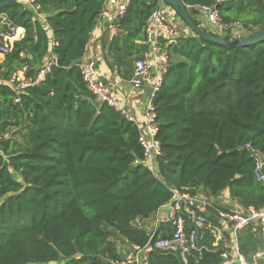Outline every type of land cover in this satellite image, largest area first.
I'll return each instance as SVG.
<instances>
[{"label":"trees","instance_id":"trees-1","mask_svg":"<svg viewBox=\"0 0 264 264\" xmlns=\"http://www.w3.org/2000/svg\"><path fill=\"white\" fill-rule=\"evenodd\" d=\"M181 1L198 26L194 6L216 7L247 36L264 28L262 0ZM105 3L35 0L33 11L15 1L0 10L12 28L24 30L0 63V134L6 135L0 264H121L129 245L146 247V264H182L178 254L153 247L170 237L167 224L151 237L136 222L151 219L172 190L188 187L213 198L227 190L245 209L264 207L255 157L245 148L264 155V41L229 49L193 35L166 45L168 63L153 100L161 155L151 168L141 163L137 127L96 103L77 66ZM159 6L160 0H130L118 21L103 61L122 80L145 58L149 47L136 41H145L146 19ZM49 53L57 65L38 85L18 93L7 83L18 71L33 79ZM235 240L249 264H264L256 227ZM212 242L209 234L200 240L208 251ZM189 264L212 259L202 253Z\"/></svg>","mask_w":264,"mask_h":264},{"label":"built area","instance_id":"built-area-1","mask_svg":"<svg viewBox=\"0 0 264 264\" xmlns=\"http://www.w3.org/2000/svg\"><path fill=\"white\" fill-rule=\"evenodd\" d=\"M25 5H32L35 0H16ZM264 1V0H262ZM130 0H125L120 4L112 14L108 29L116 31L118 21L125 15ZM164 4V3H163ZM165 5V4H164ZM169 8V7H168ZM173 13V18L169 12L159 7L151 12L145 22V43L152 53V57L145 56L144 59L138 60L134 64V70L130 78V84L135 89L148 88V99L143 111L144 123L139 126L137 120L130 115L125 108L114 100L113 93L106 85L96 76V65L92 60L79 62L77 64L82 80L99 105L106 104L121 113L128 121L133 123L139 132L138 141L143 149V159L141 163L153 168L161 155V145L157 139V114L153 100L162 85V78L168 63V52L166 45L176 43L180 37L193 36L187 27L181 22L178 16ZM193 10L201 13L207 20V25L215 30L214 35L223 37L229 36V40H235L247 34L246 29L240 22H224L219 15L216 7L194 6ZM177 19L180 21L178 22ZM6 26L7 30H0V55L8 54L14 41V28H12L5 17L0 15V27ZM163 41H165L163 43ZM57 65V59L51 55L37 71L33 79H27L24 75L14 74L7 83L11 85L18 93H21L29 87H34L42 82L51 72V69ZM18 99L15 100L17 102ZM6 135L0 134V141L5 139ZM255 157V166L253 176L264 188V155L254 150L250 144L245 147ZM260 156V159H258ZM139 162L137 161L136 164ZM161 209L167 211V215L161 220V223L167 224L171 230V235L165 239H159L153 243V247L158 250L176 253L182 264H189L190 260H198L202 256V250L208 251L200 244V240L205 234L213 238L211 244L214 251L219 254L218 264H249L246 258L238 251L237 245L234 248L231 245H225L219 249V244L223 241L222 228L214 224L205 214L206 209H210L215 215L218 223L228 226L235 238L237 233L244 228L254 226L264 237V207L249 208L241 211L223 210L209 203L205 198L200 196L188 187L180 190L171 191V199L165 203ZM141 219H137L140 224ZM139 222V223H138ZM143 247L138 245H129L128 253L121 264H138L140 253Z\"/></svg>","mask_w":264,"mask_h":264},{"label":"crops","instance_id":"crops-1","mask_svg":"<svg viewBox=\"0 0 264 264\" xmlns=\"http://www.w3.org/2000/svg\"><path fill=\"white\" fill-rule=\"evenodd\" d=\"M124 1L125 0H106L105 6L99 16L97 24L90 34L89 41L85 48V53L80 62H84L88 60H92L95 62V65L97 67L96 68L97 78H99L106 85V87L112 91L114 100L118 104H120L123 108H125L127 112L137 120L139 126H141L144 123L143 111L148 99L149 89L133 88V86L130 84L129 81L130 79L128 81L122 80L117 76L116 72L115 71L113 72V70H111L110 67L103 61L106 58L107 44L110 38L114 35H117V33L119 32L118 30L119 26H117L116 31H111L108 29L109 20L112 14L114 13V11L116 10V8ZM23 5L33 9V11H36L34 4L32 5L23 4ZM159 7L169 12V14L172 17V21H175L176 18H173L172 16L173 13L169 10V8H167L163 4L162 0H160ZM195 13L197 20L200 23V27L207 30L208 32L215 33V30L207 25V20L205 16L196 11ZM177 21L180 22L178 19ZM14 35H15L14 41L21 40L24 36V30L22 28H16L14 30ZM144 35H145V29H144ZM243 36H247V34H244ZM145 40H146V35H145ZM136 43L142 45L145 44V41L144 42L136 41ZM145 56H149V58H151L153 55L151 51L148 49L147 52L145 53ZM49 58H51V53H49V55L47 56L46 61H48ZM3 59L4 56L0 55V63L3 61ZM16 74L24 75V71H18L16 72ZM199 194L200 196H202V198H205V200H207L209 203L219 208L224 207L226 210L235 211V212L245 209V207H243V205L241 204L240 200L238 198H232L227 190L223 191L221 195L216 198L209 197L202 190H199ZM249 208H253V207L250 206L247 209ZM204 212L212 222L215 221V223L213 222L214 224H218L219 227L222 228L223 241L219 244L222 245L221 247L219 246V249L223 248V246L225 245H231L234 248V246L237 244L235 238L232 236V232L230 228L223 223H218V221H216V215L210 209H206ZM166 215H167V211L165 209H161L151 219L144 221L143 227L144 229L147 230L148 233L151 234V237H153L156 234V232L159 230L160 226L162 225L161 220ZM227 238L230 239V242L227 241ZM146 256L147 253L143 249L141 257L139 258L140 264H146Z\"/></svg>","mask_w":264,"mask_h":264},{"label":"water","instance_id":"water-1","mask_svg":"<svg viewBox=\"0 0 264 264\" xmlns=\"http://www.w3.org/2000/svg\"><path fill=\"white\" fill-rule=\"evenodd\" d=\"M16 0H0V10L4 7L14 3ZM165 6L169 7L178 16L181 22L187 27V29L194 35L198 36L204 41L212 42L229 49H238L242 47H247L249 45L258 44L264 41V28L253 33L249 36H242L235 40H227L223 37L214 35L211 32L198 26L194 20L189 15V12L181 0H162ZM175 43H171L168 46H174ZM79 64V62H78ZM260 159V156H258ZM239 176L236 175L235 178ZM202 253L212 259V264H218V259L215 253L202 250Z\"/></svg>","mask_w":264,"mask_h":264},{"label":"rangeland","instance_id":"rangeland-1","mask_svg":"<svg viewBox=\"0 0 264 264\" xmlns=\"http://www.w3.org/2000/svg\"><path fill=\"white\" fill-rule=\"evenodd\" d=\"M167 7V6H166ZM168 8V7H167ZM170 9V8H169ZM146 248V247H145ZM144 248V250H145V252L147 253V249H145ZM141 254H142V252L140 253V257H141ZM138 264H140V262H138Z\"/></svg>","mask_w":264,"mask_h":264}]
</instances>
